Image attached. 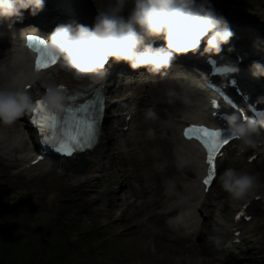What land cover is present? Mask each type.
<instances>
[{
  "label": "rangeland",
  "instance_id": "obj_1",
  "mask_svg": "<svg viewBox=\"0 0 264 264\" xmlns=\"http://www.w3.org/2000/svg\"><path fill=\"white\" fill-rule=\"evenodd\" d=\"M83 1L93 10L90 12L93 18L89 19L94 20L96 16L93 13L98 14V8L103 7L104 0ZM54 3H50L49 9L54 8ZM211 3L228 25L238 30L235 34L242 35L240 41H234V38L231 40L235 51L256 57L253 61L264 65V0H211ZM75 7L84 8L81 5ZM64 12L66 17L73 15ZM123 15L126 17L127 11ZM243 16L249 20L243 21ZM253 18L261 21L260 29H252L250 19ZM79 20L82 22L83 19ZM0 25L5 26L3 20H0ZM240 43L243 47H238ZM124 67V70L123 66L113 67L110 71V92L115 98L134 94L136 100L130 104L137 109L138 116L132 120L129 130L119 142L116 141L115 146L111 142L106 144L104 149L110 150L102 162L103 169L109 168L107 178L110 188L118 193L114 192L108 198L103 196V183L92 182L90 187L84 179V169L71 172L64 169L65 163L60 160L44 175H37L36 172L15 175L14 167L4 168L0 165V244L8 241L11 242H7L8 246L13 247L20 241L25 246L24 251L14 258V263L7 264H27L25 260L36 256L37 252L41 263L60 256L63 262L70 264H264V210L253 212V219L247 223L249 232L244 235L246 240L237 248H231L226 222L231 219L235 204L239 201L232 199L223 190L218 178L203 203L200 223L202 231L197 238L192 236L189 243L184 240L180 242L171 233L168 218L164 219L165 225L162 222L164 229L151 220L152 212L161 211L160 208L151 210L154 207L153 201L149 205L151 199L162 201L166 210L176 204L183 194L181 190H170L174 197L166 199L165 194L172 184L169 181H172L171 177H167L161 184L166 186L161 190L163 197L141 194L144 186L148 184L152 187L155 183L152 178L146 183L139 180V177L147 176L148 165L156 168L161 166V162L166 163L167 158L161 155L162 145L159 140L166 136L163 130L166 125L170 126V113L179 110H172L168 98L163 100V97L155 93V88L163 84L166 78L147 73L145 69L133 71L128 65ZM49 79L56 83L67 82L80 86L93 81L87 77L77 80L66 68L47 74L39 85L42 87ZM149 110L155 113L154 117L146 116ZM113 112L118 114L116 109ZM110 120L107 125L109 130L118 123V120L111 117ZM5 130L0 123V133ZM126 142H130L129 147L121 149L120 145ZM142 142L146 144L145 149L142 148ZM233 153L224 161V169L220 174L228 168L257 174L261 182L260 191L264 193V158L249 165L246 164V156L235 158ZM157 157L161 159L156 160ZM116 172H122L119 179L123 183L120 186L115 185L118 181ZM179 178L181 185L193 180L190 175L186 177L181 174L174 177V180ZM118 186L120 188L116 190ZM89 188L95 192L91 194ZM136 193L141 194L140 198L134 202V206H128L127 203H131ZM118 198H125L127 202L122 207L125 223L118 221L119 212H115ZM214 241L223 242L227 248L223 250V246H215Z\"/></svg>",
  "mask_w": 264,
  "mask_h": 264
},
{
  "label": "clouds",
  "instance_id": "obj_2",
  "mask_svg": "<svg viewBox=\"0 0 264 264\" xmlns=\"http://www.w3.org/2000/svg\"><path fill=\"white\" fill-rule=\"evenodd\" d=\"M44 6L45 0H0V20L22 19L24 10L35 16ZM234 35L211 0H104L93 27L58 25L40 52L45 58L57 57L61 67L77 80L106 77L110 61L126 63L133 71L145 69L163 76L177 56L219 55ZM156 40H163V44L156 46ZM250 71L253 77H262L264 65L254 62ZM45 87L40 100L49 111L66 105L67 98L54 80L49 79ZM34 108L33 97L21 83L0 87V123L11 125ZM146 116L152 118L155 113L149 110ZM225 119L231 135L240 142L241 152L264 145V124L236 114ZM218 179L223 190L237 201L261 187L258 175L246 170L228 168Z\"/></svg>",
  "mask_w": 264,
  "mask_h": 264
},
{
  "label": "bare ground",
  "instance_id": "obj_3",
  "mask_svg": "<svg viewBox=\"0 0 264 264\" xmlns=\"http://www.w3.org/2000/svg\"><path fill=\"white\" fill-rule=\"evenodd\" d=\"M51 1V0H50ZM55 1V5L54 8L49 9L48 10H42L40 12H42L41 14L43 16L48 17V19L50 20H54V19H58V17L60 18L59 20L62 22L64 21L65 24H72L74 25L72 19L70 20L69 18H67L64 11H68L69 15L73 14L72 17L75 15L74 12L78 13V17H80L82 14H84V19L83 22L80 23L78 19V17H73V19L76 20V22L79 25H85L88 27H93L94 26V22L91 21L89 19V17H91V13L93 10L90 9V7L88 6V3H85L83 0H72V2L68 3L67 0H52ZM77 5H81L84 6V8L81 9H77ZM62 7L64 8L62 10ZM75 7V8H74ZM72 10V11H70ZM96 12V11H95ZM88 13V14H86ZM258 14V13H256ZM94 16L97 17V12L93 13ZM259 16V14H258ZM258 20V19H256ZM254 20V21H256ZM254 23V22H253ZM1 27V26H0ZM3 30L4 34L11 39H14L16 42V38L17 34L14 33L13 31H11V29H7L5 28H0ZM157 41V40H156ZM155 41V44L157 43ZM16 44L12 42V46H15ZM158 45V43L156 44ZM17 49V48H16ZM12 52V51H11ZM15 51L12 52L11 54H0V63H5V69L4 71H0V87H4V86H9L13 84V81L10 80L7 82L6 84V76L7 73H13V72H17V73H21V70L18 68L20 66V64H17L12 62V60L14 59V57L16 58L17 61V55H14ZM111 62V61H110ZM112 63V62H111ZM110 63V65H111ZM123 62L120 63H115L111 65L110 70H108L107 76L102 78V79H98V80H94L93 82L89 83L88 86L82 87V88H77L74 86L76 89H80L82 91V93H88L90 90H92L95 87H100V88H104L105 90H108L109 87L107 86L109 84V81L111 79V69H113V67H120L122 65ZM18 68V69H17ZM178 70H174V72L172 71L170 74V76L168 77V79H166L164 81L163 84H161L160 86H158V88H155L156 90V94H158L159 97H163V100H167V95H165V92H173V95L170 96L169 98V103H170V108H172V110H176L178 109H182L183 108V104L181 103V101L178 98V94L182 93L181 91L177 94V90H178V86H182L183 82L188 81V77L183 79V77H181L182 75H185L183 72L179 73L177 72ZM187 84V83H186ZM186 86V85H185ZM153 88V89H154ZM179 90H181V88H179ZM162 92L163 95L160 93ZM194 97L197 99V96L194 95ZM172 99V100H171ZM192 102H195L194 98L192 97ZM162 104H164V102H162ZM107 107V109H110V106H108V103L105 105ZM125 106V105H124ZM124 106H122L124 108ZM194 106V104H193ZM195 114L193 112H188L189 114H173V116L175 118H183V120H186V122L190 119V118H194L196 115V109H194ZM194 115V116H191ZM5 127H7V129H13L16 127V122H14L11 125H4ZM166 136L165 137H161L159 140V143L162 145V150L161 151V155H164L167 158V162L165 167H163L162 171H153L151 169L150 166H147L146 169V173L148 176V173L150 174L149 176H151V178L153 177L156 181L154 182V185H151L152 187L149 186H145L144 187V194H150V195H159L161 197H163V193L161 194V190H163L162 185L159 183V179L162 176H169V177H175L177 174L179 173H183L186 175H189L190 173H196L195 175H198V169L200 168L201 164H200V157L198 156V153H196V150L193 148V146L191 145H187V148H183V152L180 151L179 149V141L177 139V135H175L174 133L172 134L171 129L168 130L164 129ZM18 132V131H16ZM8 133H11V131H7L4 133V136L1 138V143H0V151L2 154V157H0V165L1 166H12L15 163H21L18 167L22 166L23 168H20V170H23L22 172H28L27 171V163L23 164V159H25V157H16L15 154L21 151L26 150V146H21V147H14V142L13 144H7V138L9 137ZM6 135V136H5ZM20 134H17L16 137L19 138ZM110 139L113 144L115 143V138L113 137V134L111 132H103V130L101 131V134L99 136V142L98 145L96 147H94V149L90 152H86L85 153V158H87L88 160V168H86L84 170L83 175H85V179L87 183H91V182H96V183H103L105 185V188L103 190L102 195L105 197H109L110 194L114 193V191L112 190L111 185L108 181L109 177V168L107 169H103V160L105 159L106 153L107 151L110 150L109 149H104V145H103V140L104 139ZM21 141V140H20ZM22 142V141H21ZM25 145V144H24ZM143 148H145V145H143ZM255 152L254 154H257L258 157H263L264 156V145H262V147L258 148V149H254ZM33 160V158L30 159V161ZM29 161V162H30ZM28 162V165H29ZM65 162L67 163V165L65 166V169L70 170L72 172L79 171V166L76 165V160L74 158V156L70 159H65ZM6 163V164H3ZM47 165V162H41L38 163L36 166L32 167V169H36L38 171L41 172V170L45 169ZM30 170L31 167H28ZM81 169V168H80ZM119 175L122 173L118 172ZM81 174V173H80ZM148 176V177H149ZM145 180V179H144ZM142 181V179H141ZM173 185V189L174 190H178L179 189V184L178 182H175ZM260 190V188L256 189L254 191V193L252 195H250L247 199H251L252 197L254 198V196L256 195V192ZM89 191V190H88ZM183 192L184 196L181 198V200L178 202V205L176 206V208L174 209H169V210H164L163 208V204L162 201L160 200H152L150 201L149 205L152 204L151 202L153 201L154 207L151 208V210L154 209H161L160 212L158 213H154L152 212V214L150 215V218L152 221H155L156 223L160 224L162 226V222L164 225V218L171 216V215H177L175 218V221H173V223L171 224L172 228L176 227L175 232L177 234H179V238L181 241L185 240L187 243H189V239L190 237H192V235L198 237L199 234H201V225L199 224V217L196 215L195 213V209L197 208L198 203L195 205L193 204V202L195 200H199L201 198V194H199L200 192L197 189V184H195V182H190L185 184V186L183 187ZM117 192L115 191V194ZM259 194V191H258ZM140 194H134L133 197L135 198H140L139 197ZM166 199H171L172 195H166L165 196ZM252 198V201L254 200ZM126 199H117L116 200V204H115V212H119V217L120 219H118L119 222H123L125 223L126 220L123 217V206H125L126 204ZM259 204V203H258ZM128 206H133V204H127ZM253 207H257V204L254 205ZM237 211H239V208L237 209ZM236 211V212H237ZM114 212V213H115ZM113 213V214H114ZM179 213V214H178ZM112 214V215H113ZM227 232L229 234V236L231 237V240L234 242L235 239H238L241 243L244 239L242 238L243 234L245 232H247L246 230V224L241 222H237L234 220V216L233 219H231L229 222H227ZM163 227V226H162ZM164 229V227H163ZM174 229V228H173ZM234 229L235 231H240L239 236L235 237L234 235ZM215 246H223L222 249L225 250L227 247L225 244H223V242L221 241H214L213 243Z\"/></svg>",
  "mask_w": 264,
  "mask_h": 264
},
{
  "label": "snow or ice",
  "instance_id": "obj_4",
  "mask_svg": "<svg viewBox=\"0 0 264 264\" xmlns=\"http://www.w3.org/2000/svg\"><path fill=\"white\" fill-rule=\"evenodd\" d=\"M28 39L31 41L33 37L30 36ZM37 44L46 47L41 40L37 41ZM35 50L38 53L35 64L37 71L49 68L58 61L57 57L45 59L40 47H36ZM60 90L65 93L68 91L63 85L60 86ZM86 95L85 93L67 94L68 103L54 111H49L43 101H35L31 123L38 128L46 142L53 144L58 153L71 156L75 152L91 148L97 138L98 121L104 111L105 101L102 96H94L93 99L78 104L77 101ZM184 135L188 139H197L206 149L209 169L203 183L208 186L216 173V156L219 149L228 143L229 138L223 137L219 130L195 125L188 127Z\"/></svg>",
  "mask_w": 264,
  "mask_h": 264
},
{
  "label": "trees",
  "instance_id": "obj_5",
  "mask_svg": "<svg viewBox=\"0 0 264 264\" xmlns=\"http://www.w3.org/2000/svg\"><path fill=\"white\" fill-rule=\"evenodd\" d=\"M8 232V231H6ZM8 242V241H7ZM0 244V264L14 263V258L19 255V253L24 251L25 246L18 241L13 247L8 246V243ZM37 254V253H36ZM27 264H70L63 262L62 257H53L49 262L41 263L38 260V254L32 258L25 260Z\"/></svg>",
  "mask_w": 264,
  "mask_h": 264
}]
</instances>
